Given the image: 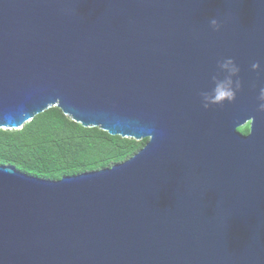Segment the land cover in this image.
Segmentation results:
<instances>
[{
  "label": "water",
  "instance_id": "obj_1",
  "mask_svg": "<svg viewBox=\"0 0 264 264\" xmlns=\"http://www.w3.org/2000/svg\"><path fill=\"white\" fill-rule=\"evenodd\" d=\"M229 57L241 90L206 110ZM260 87L264 0H0V129L57 107L147 139L59 180L0 166V264H264Z\"/></svg>",
  "mask_w": 264,
  "mask_h": 264
},
{
  "label": "trees",
  "instance_id": "obj_2",
  "mask_svg": "<svg viewBox=\"0 0 264 264\" xmlns=\"http://www.w3.org/2000/svg\"><path fill=\"white\" fill-rule=\"evenodd\" d=\"M248 132L247 123L242 134ZM146 142L83 128L52 107L18 130L0 129V166L39 179L59 180L124 162Z\"/></svg>",
  "mask_w": 264,
  "mask_h": 264
},
{
  "label": "clouds",
  "instance_id": "obj_3",
  "mask_svg": "<svg viewBox=\"0 0 264 264\" xmlns=\"http://www.w3.org/2000/svg\"><path fill=\"white\" fill-rule=\"evenodd\" d=\"M210 27L216 31L220 25L216 19H211ZM259 68V62L251 64V70L256 71ZM239 72L240 68L234 59L229 57L218 60L216 71L210 76L208 88L199 92L201 106L207 110L211 106L222 107L225 102L233 103L242 87ZM257 101V111L264 112V87L259 88Z\"/></svg>",
  "mask_w": 264,
  "mask_h": 264
},
{
  "label": "rangeland",
  "instance_id": "obj_4",
  "mask_svg": "<svg viewBox=\"0 0 264 264\" xmlns=\"http://www.w3.org/2000/svg\"><path fill=\"white\" fill-rule=\"evenodd\" d=\"M246 127V125H244V126H241V127H239L238 129H237V131L239 132V133H241L242 134V131L244 130V128ZM84 128V127H83ZM248 128H249V124H248ZM18 130V129H17ZM102 131V130H101Z\"/></svg>",
  "mask_w": 264,
  "mask_h": 264
}]
</instances>
